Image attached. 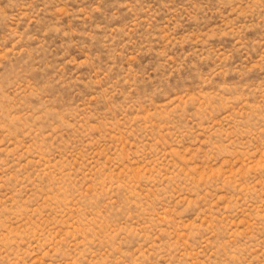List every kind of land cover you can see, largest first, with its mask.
<instances>
[{
	"label": "rangeland",
	"instance_id": "1",
	"mask_svg": "<svg viewBox=\"0 0 264 264\" xmlns=\"http://www.w3.org/2000/svg\"><path fill=\"white\" fill-rule=\"evenodd\" d=\"M0 264H264V0H0Z\"/></svg>",
	"mask_w": 264,
	"mask_h": 264
}]
</instances>
